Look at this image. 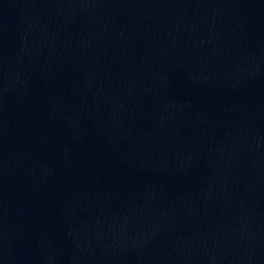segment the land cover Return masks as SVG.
<instances>
[{
  "label": "water",
  "instance_id": "obj_1",
  "mask_svg": "<svg viewBox=\"0 0 264 264\" xmlns=\"http://www.w3.org/2000/svg\"><path fill=\"white\" fill-rule=\"evenodd\" d=\"M0 264H264V0H0Z\"/></svg>",
  "mask_w": 264,
  "mask_h": 264
}]
</instances>
